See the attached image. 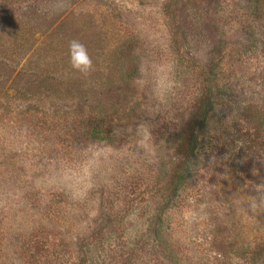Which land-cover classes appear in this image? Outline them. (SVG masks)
<instances>
[{"label": "rangeland", "instance_id": "1", "mask_svg": "<svg viewBox=\"0 0 264 264\" xmlns=\"http://www.w3.org/2000/svg\"><path fill=\"white\" fill-rule=\"evenodd\" d=\"M0 264H264V0H0Z\"/></svg>", "mask_w": 264, "mask_h": 264}, {"label": "trees", "instance_id": "2", "mask_svg": "<svg viewBox=\"0 0 264 264\" xmlns=\"http://www.w3.org/2000/svg\"><path fill=\"white\" fill-rule=\"evenodd\" d=\"M179 1L182 2L185 0ZM200 84L201 87L204 88L203 81L202 83L200 82ZM207 92L210 93V90H207ZM211 108L212 105L209 99L206 101H204L203 98L200 99L197 105L194 106L189 118L181 125L179 131L173 135L172 143L176 157L174 166L168 176L169 178L165 182L164 191L170 189L172 193L176 192L183 182L190 177V171L193 167V159L195 160L199 153L198 131L204 124V118H206V115L211 111ZM245 112V118L248 119L250 117L252 120L251 112L247 110ZM254 122L255 124H258L259 120L255 119Z\"/></svg>", "mask_w": 264, "mask_h": 264}, {"label": "clouds", "instance_id": "3", "mask_svg": "<svg viewBox=\"0 0 264 264\" xmlns=\"http://www.w3.org/2000/svg\"><path fill=\"white\" fill-rule=\"evenodd\" d=\"M71 68L81 74H87L93 69V60L86 46L79 40H72L68 48Z\"/></svg>", "mask_w": 264, "mask_h": 264}]
</instances>
